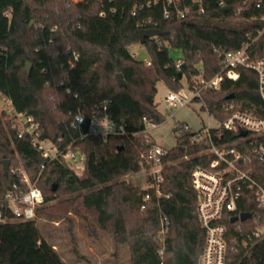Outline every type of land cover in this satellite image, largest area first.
Segmentation results:
<instances>
[{
    "label": "trees",
    "instance_id": "obj_1",
    "mask_svg": "<svg viewBox=\"0 0 264 264\" xmlns=\"http://www.w3.org/2000/svg\"><path fill=\"white\" fill-rule=\"evenodd\" d=\"M146 1L0 0V93L11 99L15 110L32 116L45 137L61 136L60 145L74 140L84 156L80 171L53 160L39 172L42 158L29 137H18L0 111V264H66L41 236L34 218L16 219L7 208L6 192L26 187L23 172L40 188L43 203L58 199L38 205L35 215L58 219L71 211L90 218L116 243L128 244L129 264H199L204 230L197 218L191 171L211 157L205 153L206 135L177 136L163 156L157 194L153 187L141 188L122 177L141 168V154L153 143L142 132L145 121L160 124L165 119L154 100L158 81L179 90L183 78L189 85L198 74L210 79L222 70L220 52L246 43L250 59L264 57V0H202L203 12L197 1L180 0L177 7L190 8L185 17H178L171 5L164 16L161 2ZM110 7L114 13L98 16L101 8ZM151 27L164 33L145 38L149 56L139 60L128 47L139 42V29ZM170 48L180 57L174 59ZM73 52L78 58L69 66ZM234 70L235 79L222 71L217 89L205 88L194 98L217 120L225 117L230 104L246 111L262 104L256 72L242 65ZM118 72L123 85L117 84ZM102 101L112 118L123 121L126 134L103 138L68 126L70 114L89 116ZM4 159L14 168L4 172ZM145 192L151 197L147 202L141 198ZM238 210L251 216L226 219L229 237L246 235L264 220V207L248 192ZM237 246V264H264V236Z\"/></svg>",
    "mask_w": 264,
    "mask_h": 264
},
{
    "label": "built area",
    "instance_id": "obj_2",
    "mask_svg": "<svg viewBox=\"0 0 264 264\" xmlns=\"http://www.w3.org/2000/svg\"><path fill=\"white\" fill-rule=\"evenodd\" d=\"M179 1L147 0L146 4L161 2L164 16L170 14L168 6L171 5L176 8L178 17H185L190 13V8L188 6L177 7ZM193 1L198 2L199 11L203 12L202 0ZM259 4V1L256 2V6ZM114 12V7L108 10L101 8L97 14L103 18ZM248 45L246 43L236 50L220 52L223 63L221 72L224 71L226 77L235 79L237 77V72L234 70L236 66L242 65L253 69L257 74L258 92L262 104L251 111L240 110L230 104L227 107L229 111L222 120H217L207 112L213 118L214 123L201 130L192 131L195 132L192 139H197L202 134L206 135L209 146L205 153L211 156L205 163L195 165L191 171V186L196 193L197 218L204 230L199 264H237L233 257L238 248L237 244L245 246L247 238L264 236V220L250 233L244 235L243 232H239L233 237H229L225 223L226 219L230 221L233 216L241 213L238 210V202L244 192L252 194L254 200L264 207V57L250 59L247 54ZM77 58L78 54L73 52L67 60L68 65L73 66ZM179 64V60L175 62L176 67H179ZM221 72L210 79H205L198 74L194 76L193 83L188 84L186 88L168 90L164 95L166 103L164 111L173 116L174 114L170 112L172 108L182 107L194 101V98L200 96L205 88L217 89L222 78ZM61 83L59 81V84ZM65 90L69 91V88L66 87ZM0 99L3 101L0 111L4 112V118H8L13 123L18 137L23 135L29 137L31 145L42 158L39 172L53 160L75 170L82 169L84 156L74 140L60 145L61 136L57 137V140L45 137L32 116L15 110L11 99L3 93H0ZM106 108V101H102L99 105H95L89 116L81 111L70 114L68 126L103 138L109 135L126 134L123 121L112 118ZM153 125L155 124L150 120H146L142 132L148 134L149 128ZM182 127L189 128L187 124ZM167 150L168 148L153 141L148 150L141 154L142 166L146 165L151 170L150 185L145 188H155L156 194L159 192L158 186L162 181V159ZM23 181L26 184L24 189L9 190L5 198L7 208L14 218L29 220L35 217L36 207L43 203V195L35 181H31L25 172H23ZM141 198L143 202L151 199L148 192L143 193ZM0 219H2L1 215ZM163 231L164 228H161L160 232L163 233Z\"/></svg>",
    "mask_w": 264,
    "mask_h": 264
},
{
    "label": "rangeland",
    "instance_id": "obj_3",
    "mask_svg": "<svg viewBox=\"0 0 264 264\" xmlns=\"http://www.w3.org/2000/svg\"><path fill=\"white\" fill-rule=\"evenodd\" d=\"M128 49L137 59L145 61L148 59L149 55L143 43L131 44ZM170 54L174 59L180 57V52L171 48ZM193 79L194 76L192 83ZM182 81L181 88L184 89L188 83L185 78ZM156 86L157 92L154 100L157 103V108L165 116L162 123L155 124L148 130L149 137L156 143L170 148L175 144L180 133L203 129L214 123L207 111L201 110L202 103L200 101H192L185 106L172 108L170 112L174 115H168L164 111L166 107L164 95L170 89H167L162 81H158ZM2 103L3 101L0 99V105ZM184 124H187L189 128L184 129L182 127ZM18 165L20 166L19 161ZM8 167L14 168V166H10V163ZM150 172V167L145 165L141 166L138 171L123 176L122 179L145 188L150 185ZM57 200V198L49 200L42 205L54 203ZM34 220L41 236L52 244L66 264H129L131 261L128 244L116 243L108 230L98 226L90 218H83L68 211L65 216L58 219L36 213ZM0 221L3 220L0 219Z\"/></svg>",
    "mask_w": 264,
    "mask_h": 264
},
{
    "label": "water",
    "instance_id": "obj_4",
    "mask_svg": "<svg viewBox=\"0 0 264 264\" xmlns=\"http://www.w3.org/2000/svg\"><path fill=\"white\" fill-rule=\"evenodd\" d=\"M163 33H164V31L159 29V28H154V27L141 28L138 30V39H139L140 43H144L145 38L151 37V36H156V35L163 34ZM30 68H31V64L29 62H27L25 65L26 73H28L30 71ZM115 77H116V81H117L118 85L124 84L123 76L120 72L116 73ZM8 165H9V159H4L3 163H2L4 172H7ZM250 216H251V214L249 212H241L238 216H233L230 219V221H235L237 219L244 220L246 218H249Z\"/></svg>",
    "mask_w": 264,
    "mask_h": 264
}]
</instances>
